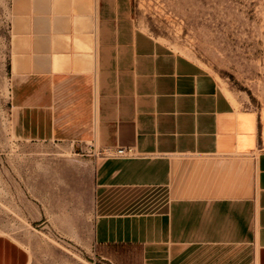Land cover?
<instances>
[{
    "label": "crops",
    "instance_id": "1",
    "mask_svg": "<svg viewBox=\"0 0 264 264\" xmlns=\"http://www.w3.org/2000/svg\"><path fill=\"white\" fill-rule=\"evenodd\" d=\"M9 2L12 135L82 152L92 188L82 232L95 248L139 246L144 264H179L192 245L246 243L264 264L257 114L138 26L132 0ZM119 146L138 157L97 156ZM30 262L0 233V264Z\"/></svg>",
    "mask_w": 264,
    "mask_h": 264
},
{
    "label": "rangeland",
    "instance_id": "2",
    "mask_svg": "<svg viewBox=\"0 0 264 264\" xmlns=\"http://www.w3.org/2000/svg\"><path fill=\"white\" fill-rule=\"evenodd\" d=\"M138 26L212 72L238 108L254 111L264 149V0H132ZM10 2L0 0V233L30 264H144L139 246L95 248L82 214V152L14 138L9 122ZM89 157H91L88 154ZM87 156V157H88ZM151 205L158 204L150 197ZM179 264H256L253 244L192 245Z\"/></svg>",
    "mask_w": 264,
    "mask_h": 264
},
{
    "label": "built area",
    "instance_id": "3",
    "mask_svg": "<svg viewBox=\"0 0 264 264\" xmlns=\"http://www.w3.org/2000/svg\"><path fill=\"white\" fill-rule=\"evenodd\" d=\"M97 156L107 159H133L138 157L133 148H126L121 146L117 147L114 151H99Z\"/></svg>",
    "mask_w": 264,
    "mask_h": 264
}]
</instances>
